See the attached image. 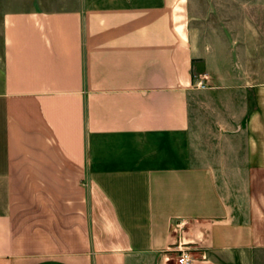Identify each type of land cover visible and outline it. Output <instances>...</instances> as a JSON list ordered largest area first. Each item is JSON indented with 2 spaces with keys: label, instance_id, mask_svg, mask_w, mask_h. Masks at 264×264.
Segmentation results:
<instances>
[{
  "label": "crops",
  "instance_id": "crops-1",
  "mask_svg": "<svg viewBox=\"0 0 264 264\" xmlns=\"http://www.w3.org/2000/svg\"><path fill=\"white\" fill-rule=\"evenodd\" d=\"M190 2L0 0V264H264V42Z\"/></svg>",
  "mask_w": 264,
  "mask_h": 264
},
{
  "label": "rangeland",
  "instance_id": "rangeland-1",
  "mask_svg": "<svg viewBox=\"0 0 264 264\" xmlns=\"http://www.w3.org/2000/svg\"><path fill=\"white\" fill-rule=\"evenodd\" d=\"M190 3L201 22L213 27L216 39L244 33L251 37V42H257V36L258 41L264 42V0H191ZM261 56L264 58V48Z\"/></svg>",
  "mask_w": 264,
  "mask_h": 264
},
{
  "label": "built area",
  "instance_id": "built-area-1",
  "mask_svg": "<svg viewBox=\"0 0 264 264\" xmlns=\"http://www.w3.org/2000/svg\"><path fill=\"white\" fill-rule=\"evenodd\" d=\"M198 87H205L204 82H198ZM192 251L187 244L179 242L175 249H170L168 252L177 253V264H191L195 261V258L192 256Z\"/></svg>",
  "mask_w": 264,
  "mask_h": 264
}]
</instances>
